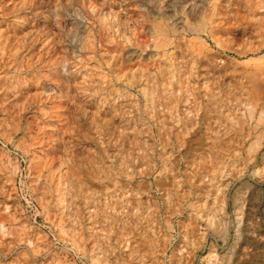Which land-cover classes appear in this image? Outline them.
<instances>
[{
	"label": "rangeland",
	"instance_id": "rangeland-1",
	"mask_svg": "<svg viewBox=\"0 0 264 264\" xmlns=\"http://www.w3.org/2000/svg\"><path fill=\"white\" fill-rule=\"evenodd\" d=\"M0 264H264V0H0Z\"/></svg>",
	"mask_w": 264,
	"mask_h": 264
},
{
	"label": "bare ground",
	"instance_id": "bare-ground-1",
	"mask_svg": "<svg viewBox=\"0 0 264 264\" xmlns=\"http://www.w3.org/2000/svg\"><path fill=\"white\" fill-rule=\"evenodd\" d=\"M245 3H246V1H245ZM112 4V3H111ZM121 10V9H120ZM120 19V18H119ZM5 24V23H4ZM108 37V36H107ZM113 52V51H112ZM112 57V56H111ZM116 64V63H115ZM113 68V67H112ZM116 74V73H115ZM117 77H120V76H117ZM59 105V104H58ZM60 112V111H59ZM60 115V114H59ZM61 116V115H60ZM222 166H221V171H220V173H219V175H217V176H214L213 178H212V180L214 179L215 181L218 179V181L220 182V183H222V182H224L226 179H227V176H228V173L226 172L227 171V169L225 168L226 167V162H223L222 164H221ZM236 173L238 172V171H235ZM214 181V183H212V185L216 188V191H218V190H220V188H219V185H216V182ZM212 189V188H211ZM206 222L207 223H209V219H207L206 220ZM237 223V222H236Z\"/></svg>",
	"mask_w": 264,
	"mask_h": 264
}]
</instances>
